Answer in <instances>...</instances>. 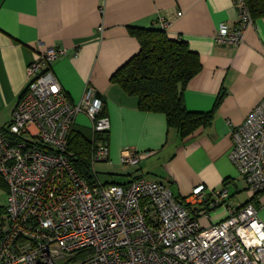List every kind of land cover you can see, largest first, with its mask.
Listing matches in <instances>:
<instances>
[{
  "label": "built area",
  "instance_id": "2783aa9c",
  "mask_svg": "<svg viewBox=\"0 0 264 264\" xmlns=\"http://www.w3.org/2000/svg\"><path fill=\"white\" fill-rule=\"evenodd\" d=\"M239 24H222L220 44L238 45L254 19L244 0H235ZM181 14V12H179ZM66 53L41 50L27 68V89L12 120L0 127V176L8 186L0 217V264H264V221L254 201L238 204L228 189L205 185L179 199L148 178L103 183L96 164L109 158L101 134L111 130L104 100L90 87L73 102L53 63ZM94 133L91 169L82 176L70 156L71 133L80 114ZM231 160L253 195L264 192V99L232 131ZM145 155L124 150V165ZM225 207L228 215L204 225Z\"/></svg>",
  "mask_w": 264,
  "mask_h": 264
},
{
  "label": "crops",
  "instance_id": "0c3cea01",
  "mask_svg": "<svg viewBox=\"0 0 264 264\" xmlns=\"http://www.w3.org/2000/svg\"><path fill=\"white\" fill-rule=\"evenodd\" d=\"M239 17L235 0H0V127L12 120L27 89V68L40 51L64 49L53 63L64 90L79 102L93 87L111 120L109 158L100 161L106 171L103 183L148 178L169 186L179 199L199 185L209 192L226 188L245 204L254 195L240 200L246 181L230 158L232 131L264 99V17L254 20L240 44H220L221 25L237 26ZM131 27L165 30L199 54L202 67L189 81L185 101L192 112L216 108L210 124L183 138L169 127L165 113L142 110L138 96L112 81L141 50ZM86 127L92 130L86 116H78L75 128L85 134ZM126 149L145 156L124 165ZM1 187L8 186L0 176ZM258 201L264 221V193ZM227 215L226 208H217L202 222L217 223Z\"/></svg>",
  "mask_w": 264,
  "mask_h": 264
},
{
  "label": "trees",
  "instance_id": "16d2710c",
  "mask_svg": "<svg viewBox=\"0 0 264 264\" xmlns=\"http://www.w3.org/2000/svg\"><path fill=\"white\" fill-rule=\"evenodd\" d=\"M244 1L254 20L264 17V0ZM131 31L139 39L141 50L112 75V81L128 94L138 96L142 110L165 113L169 127L177 129L183 138L210 124L216 108L210 112H192L185 101V89L202 67L199 54L187 41L172 38L165 30L131 27ZM223 97V94L219 96L216 106ZM93 137L94 133L91 139L74 127L69 145L71 161L89 182L96 177L91 169ZM100 137L109 138L108 134ZM260 194L250 201L259 204ZM5 210L6 207L0 206V216Z\"/></svg>",
  "mask_w": 264,
  "mask_h": 264
},
{
  "label": "rangeland",
  "instance_id": "374dc122",
  "mask_svg": "<svg viewBox=\"0 0 264 264\" xmlns=\"http://www.w3.org/2000/svg\"><path fill=\"white\" fill-rule=\"evenodd\" d=\"M79 116H86V118H87V121H88V124H90L91 125V120H90V118L86 115V114H84V113H82V114H80ZM85 135L87 136V137H90L91 139H92V130L90 129V128H85ZM105 166L104 165H102L100 162H98L97 164H96V170H97V178L101 181V182H104L105 181V179H106V171H105V168H104ZM246 181V180H245ZM246 184H247V182H246ZM244 185V183L242 182V185H240V190H241V193L240 194H242L241 196H240V200L241 201H245L251 194H252V192L249 190V188H248V185ZM6 187H7V185H6ZM235 191H238L235 187H234V192ZM8 192H9V189H8V187H7V189L5 190V188L4 187H1L0 188V203H3L5 206L7 205V202H8ZM233 193V192H232ZM2 207H4V206H2ZM221 207H219L218 209H220ZM225 208V207H224ZM1 216H2V214H1ZM0 216V217H1Z\"/></svg>",
  "mask_w": 264,
  "mask_h": 264
}]
</instances>
